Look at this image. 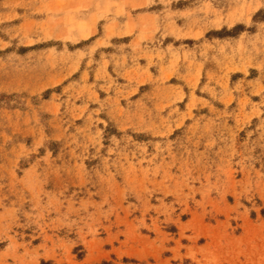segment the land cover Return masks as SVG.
<instances>
[{
    "label": "rangeland",
    "instance_id": "rangeland-1",
    "mask_svg": "<svg viewBox=\"0 0 264 264\" xmlns=\"http://www.w3.org/2000/svg\"><path fill=\"white\" fill-rule=\"evenodd\" d=\"M0 264H264V0H0Z\"/></svg>",
    "mask_w": 264,
    "mask_h": 264
}]
</instances>
